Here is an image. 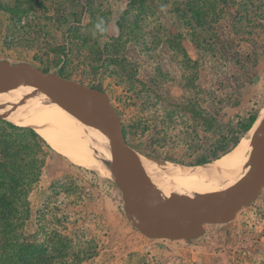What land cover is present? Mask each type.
Returning a JSON list of instances; mask_svg holds the SVG:
<instances>
[{
    "label": "rangeland",
    "instance_id": "obj_1",
    "mask_svg": "<svg viewBox=\"0 0 264 264\" xmlns=\"http://www.w3.org/2000/svg\"><path fill=\"white\" fill-rule=\"evenodd\" d=\"M1 59L104 93L131 149L189 165L264 105V0H0ZM115 181L0 118V196L30 212L17 244L67 238L68 264H264V186L229 221L168 237Z\"/></svg>",
    "mask_w": 264,
    "mask_h": 264
},
{
    "label": "bare ground",
    "instance_id": "obj_2",
    "mask_svg": "<svg viewBox=\"0 0 264 264\" xmlns=\"http://www.w3.org/2000/svg\"><path fill=\"white\" fill-rule=\"evenodd\" d=\"M92 92L99 107L110 106L104 93ZM64 97L81 106H89L88 99L76 87H67ZM0 118L32 128L55 151L79 166L94 167L114 181L117 179L114 136L93 116L78 115L58 104L34 76L0 75ZM82 120L89 129L91 124L92 132L87 130ZM107 147L111 149H105ZM251 166L254 168L250 169ZM263 168L264 105L252 126L231 150L204 164H182L131 149L129 181L135 190L153 202L165 199L211 201L227 196L234 184ZM142 174L150 178L149 184L141 182ZM137 213L154 233L168 237L185 234L195 224L193 218L154 217Z\"/></svg>",
    "mask_w": 264,
    "mask_h": 264
},
{
    "label": "water",
    "instance_id": "obj_3",
    "mask_svg": "<svg viewBox=\"0 0 264 264\" xmlns=\"http://www.w3.org/2000/svg\"><path fill=\"white\" fill-rule=\"evenodd\" d=\"M9 77L21 74L32 75L44 84L53 99L60 105L82 116H93L99 125L110 132L116 141L114 148L115 173L118 184L126 200L137 211L154 217L193 218L195 229L203 222H226L232 219L238 210L250 204L264 186V168L257 174L249 176L232 186L227 196L211 201H150L147 197L135 190L129 179L130 151L122 122L117 114L108 108L99 107L96 97L88 86L60 76H52L45 70L27 62H11L0 60V75ZM67 87H76L89 101V106H81L64 97ZM204 164V163H202ZM200 165V164H195Z\"/></svg>",
    "mask_w": 264,
    "mask_h": 264
},
{
    "label": "trees",
    "instance_id": "obj_4",
    "mask_svg": "<svg viewBox=\"0 0 264 264\" xmlns=\"http://www.w3.org/2000/svg\"><path fill=\"white\" fill-rule=\"evenodd\" d=\"M133 1L130 0V2ZM184 15L186 21L187 14L184 13ZM119 31L121 34V26H119ZM257 114L258 112H255L250 116L243 131H247L252 126ZM239 138L240 135L234 136L232 143L229 145L220 144L222 143L220 142V146L216 147L210 155H202L189 165L207 163L210 159L218 158L220 153H226L231 147L235 146L239 142ZM29 216L30 212L25 193L14 192L11 189L7 194L0 196V264H68L65 259L69 258L70 255L74 256V254L69 253V249H72V241L67 238L66 243L60 242L54 250H52V247L55 245L51 240H48L49 252H47L48 249L41 247L40 243L27 242L22 239V242L17 244L19 240L14 232L16 230L21 232L19 229L22 230L21 228L25 226L24 223L29 219Z\"/></svg>",
    "mask_w": 264,
    "mask_h": 264
},
{
    "label": "clouds",
    "instance_id": "obj_5",
    "mask_svg": "<svg viewBox=\"0 0 264 264\" xmlns=\"http://www.w3.org/2000/svg\"><path fill=\"white\" fill-rule=\"evenodd\" d=\"M96 27H97L98 30L103 31V29L101 28L100 24H97ZM94 35H95V33H94Z\"/></svg>",
    "mask_w": 264,
    "mask_h": 264
},
{
    "label": "built area",
    "instance_id": "obj_6",
    "mask_svg": "<svg viewBox=\"0 0 264 264\" xmlns=\"http://www.w3.org/2000/svg\"><path fill=\"white\" fill-rule=\"evenodd\" d=\"M233 264H239V263L235 261V262H233Z\"/></svg>",
    "mask_w": 264,
    "mask_h": 264
}]
</instances>
